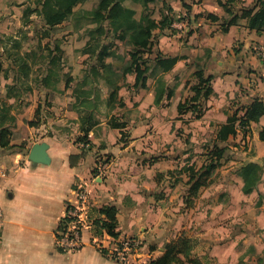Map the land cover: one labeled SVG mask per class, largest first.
Masks as SVG:
<instances>
[{"label": "crops", "instance_id": "obj_1", "mask_svg": "<svg viewBox=\"0 0 264 264\" xmlns=\"http://www.w3.org/2000/svg\"><path fill=\"white\" fill-rule=\"evenodd\" d=\"M44 1L0 0V130H7V143L0 145V264H123L108 252L127 238L138 239L139 247L126 264H148L182 238L192 246L190 259L200 264H264V114L246 130L238 123L254 99L264 103V30L249 29L240 17L255 0H165L182 27L153 30L157 42L142 54L149 66L144 85H135V72L125 73L114 100H108L114 87L98 98L97 89L72 86L73 72L62 81L50 67L59 49L65 51L61 60L77 56L76 47L82 58L93 53L83 51L89 38L80 37L78 46H72V34L57 39V27L74 32V25L70 18L46 24ZM32 25L46 54L14 51L24 39L13 33L31 35ZM158 52L177 57L165 72L155 67ZM39 61L46 62L40 74ZM199 69L210 76V92L199 97L197 113L189 100ZM28 77L34 86H24ZM85 78L95 81L90 73ZM234 113L235 133L218 139ZM85 123L91 124L89 145L81 148L77 138ZM36 142L48 144L49 163L27 159ZM214 145L224 149L222 156L198 189L202 194L186 205L190 174L196 177L207 164L195 168L189 160L208 153L209 161ZM248 163L259 166L252 187L240 175ZM98 164L103 170L93 180ZM77 184L88 187L93 208L116 207L118 235L88 227L80 248L61 252L56 231L66 204L75 202Z\"/></svg>", "mask_w": 264, "mask_h": 264}, {"label": "trees", "instance_id": "obj_2", "mask_svg": "<svg viewBox=\"0 0 264 264\" xmlns=\"http://www.w3.org/2000/svg\"><path fill=\"white\" fill-rule=\"evenodd\" d=\"M82 1L83 0H45L42 5V14L46 24L55 25L69 18L76 20V28L80 27L79 22L81 19H84L87 24H94L93 27L86 28V33L89 37L88 46H92L90 49L92 53L96 52V59L98 62V65H92L90 70L94 72L100 69V75L107 83L110 81L108 74L110 73L114 76L115 80L113 79L114 82H112L114 83V88L110 92L108 100L115 99L119 76L117 78V72L112 69L110 64L104 61V58L111 55L112 51L108 45L102 44L98 38L105 36L107 32H109V29H112V31L116 33V39L125 40L132 47V50L129 52L130 60L124 67L123 73L125 74L130 71L135 72V85H144V73L148 70L149 66L142 54L150 52L154 38L153 30L156 28H168L172 30L173 27L171 25L175 19L170 16H163L156 21L147 13H142L139 18H136V9L131 4H125V1H131L133 4H141L146 8L149 3L155 0H97L96 4L90 9L74 10L73 8ZM218 3L220 5L223 4L221 0H218ZM240 11V17L246 19V25L249 29H254L257 33L264 30V0H255L252 7H243ZM235 19L236 16H234L231 21ZM105 23H107L108 26H105ZM176 60L177 57L166 56L158 52L154 59L155 67L165 72L174 65ZM195 74L198 77V83L194 87L195 95L189 101L193 103L190 104V107H194L197 113H199L200 109L196 108L197 101L200 96L205 98L209 94L210 88L208 82L210 76L204 77L202 69L197 70ZM179 108H182V106H179ZM262 114H264L263 101L254 99L245 108L243 115L238 118L239 126L246 130L248 123L250 121H257ZM235 121H237V118L234 113L225 124L220 126L218 130V139L223 140L227 135L235 133ZM115 125H117V123L112 124V126ZM90 129L91 124H83L81 130L84 134L77 138V140L83 141L89 145L86 134ZM6 133V129L0 130V145H6L7 142L4 139ZM223 150V148L214 145V149L210 154L208 163L204 166V170L196 177V174H190L189 193L195 194L201 186L208 183L209 177L218 164ZM74 157L75 156L70 157L71 164ZM258 172L259 166L254 163H248L241 168L240 175H242L245 182L252 187L258 179ZM188 199L189 196L184 200L186 205H189ZM66 208H70V206L67 205ZM116 212L117 209L113 205H104L98 209L92 207L91 215L93 217L92 228L94 229V233L100 234L102 231H105L108 235L116 237L118 235L115 230L117 226ZM69 219L70 217H66L61 220L58 229H63V222ZM191 247L189 240L182 238L178 240V242L168 245L161 257L150 261L148 264H185L186 261L192 262L193 264H200L199 261L190 259ZM98 249L103 254L106 253L103 248L98 247ZM59 251L63 252L62 249H59ZM180 255H183L184 259H182Z\"/></svg>", "mask_w": 264, "mask_h": 264}, {"label": "rangeland", "instance_id": "obj_3", "mask_svg": "<svg viewBox=\"0 0 264 264\" xmlns=\"http://www.w3.org/2000/svg\"><path fill=\"white\" fill-rule=\"evenodd\" d=\"M96 2H97V0H83L82 2H80L79 4H77L75 6V10L90 9L91 7H93L96 4ZM125 4H131L136 9V16H135L136 18H139L142 13H147L152 18H156V19L161 18L163 16L169 17V9L167 8L165 0H155L152 3H149L146 6V8L143 7L141 4H133L131 1H125ZM69 21L72 22L74 25V32L69 31L70 28H72L69 25H61L60 27H57L56 31H55L57 33L56 34L57 39L72 34L69 36V37L72 36V39H73L72 46H78V45H75V43H77V41L79 40L80 37H84L87 39L89 38L87 33H86V28H90L91 25L89 27L86 26L87 22L84 19H81L79 22L80 29L78 30V29H76V27H77L76 20L70 18ZM32 22L34 25L35 22L34 21H32ZM33 25L30 26L29 28H27V30L30 31V28L33 29ZM106 28H108V27H106ZM173 30L179 31V29H176V28ZM13 34L17 35L19 38L24 39L23 40L24 43L22 45H20V47L16 46V48L14 50L15 52H17V53L24 52V50L28 49L29 52H34L32 54L33 55L35 54V56L39 52H41V54L47 53L46 47H44V48L42 47V49H41V43H38V44L36 43L35 37H38L40 35L39 33L36 35V33L33 31V32H31V35H28L26 33H19L17 31L16 33H13ZM8 36L11 37L10 34ZM115 36H116V33H114L112 31V29H109V32H107V34L105 36L98 38V39H99V41H101L102 44L108 45L112 52L113 51L114 52L119 51L118 57L116 55H114V56L109 55V56L104 58V61L107 64H110L111 67L113 68V70H116L117 78L119 76L118 80L120 81V83H123L124 78H125V75L123 73V69L128 64V62L130 60V58L129 59L127 58V61H125V57L129 56V52L132 49L126 41L125 42L122 41V43H118V44L115 43V41H116ZM153 40H154V43L157 42V35L156 34H154ZM91 48H92V46L89 47V46L85 45L83 51H85V53H86V51L90 52ZM43 49H46V51H44ZM59 50L60 51H58L57 54H59L60 57L55 62H52V64H50V67L53 68V70L55 72H57V76H58V74L61 75V76L60 75L59 76L62 79V81L66 80L67 75H68L67 73L73 72V77L72 76L70 77L71 79H73L72 86H79V87L83 86L84 88L87 87V88L97 89L98 90V95H97L98 98H100L101 95L103 96V94H104L103 90L104 89H106V88L110 89V88L114 87L113 86L114 83H112V82H114L113 81V79H114L113 75H111L110 73L108 74L110 81L107 83V81L100 75V71H94L93 72V71L89 70V68L91 69L92 65H98L97 59L94 55L95 54L94 52H93V54L86 53L87 55H85V57L82 58L81 55H79V51H78V50H80L79 47H76L75 49H73V54H77V56L73 57V59H71V60L70 59L67 60V58H66V60L65 59L61 60V57L63 56L62 53L65 51H61V49H59ZM38 63L42 64L39 67L40 70L38 71V74H40L42 68L46 67V62L45 61H42V62L39 61ZM47 64L49 65V63H47ZM36 73H37V71L34 70V72L32 74L35 75ZM89 73L92 75V77L95 79V81H92V82L86 81L85 76ZM36 78H38V77H36ZM22 80H23V84H25L24 86H34L33 85L35 83L34 77H28V78H26V79L24 78ZM207 156H208V153L207 154L203 153V154H201V156H199V154H193V156L190 158L191 160H189V162L191 161L193 163V165L195 166V168H198L201 164L208 163V157ZM106 160L107 159H101V161L103 163H105ZM189 187H190V185L187 187L188 191H186V193L188 194L187 197L189 196L188 201L190 203V200L193 201V199L196 198L197 195L198 196L201 195L202 192L200 189L195 194L189 193Z\"/></svg>", "mask_w": 264, "mask_h": 264}, {"label": "built area", "instance_id": "obj_4", "mask_svg": "<svg viewBox=\"0 0 264 264\" xmlns=\"http://www.w3.org/2000/svg\"><path fill=\"white\" fill-rule=\"evenodd\" d=\"M173 28L179 29L182 27L180 22L174 21L171 25ZM262 52V51H261ZM81 148H86L87 143L81 141L79 142ZM103 170V164L97 165L95 167V172L93 175V180L99 177ZM74 194V204L68 202L66 204L70 208H65V213L61 220L66 217H70L68 221L63 222V229H58L56 231V246L58 249L63 251H74L81 247V232L83 229L92 227V202L93 197L90 190L84 184H77L73 189ZM3 223V211L0 205V239H1V229ZM100 247V246H98ZM139 247V240L136 238H127L121 241V243L115 247L112 251L108 252L109 256L116 261L126 264L128 257Z\"/></svg>", "mask_w": 264, "mask_h": 264}, {"label": "water", "instance_id": "obj_5", "mask_svg": "<svg viewBox=\"0 0 264 264\" xmlns=\"http://www.w3.org/2000/svg\"><path fill=\"white\" fill-rule=\"evenodd\" d=\"M47 148L48 144L46 142L34 143L27 153V159L33 163H49V156L46 151Z\"/></svg>", "mask_w": 264, "mask_h": 264}]
</instances>
